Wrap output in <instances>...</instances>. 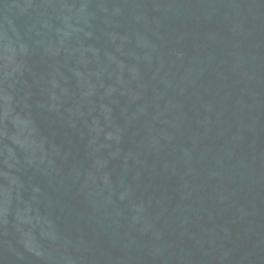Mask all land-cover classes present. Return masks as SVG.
Returning <instances> with one entry per match:
<instances>
[{
	"label": "water",
	"instance_id": "1",
	"mask_svg": "<svg viewBox=\"0 0 264 264\" xmlns=\"http://www.w3.org/2000/svg\"><path fill=\"white\" fill-rule=\"evenodd\" d=\"M0 264H264V0H0Z\"/></svg>",
	"mask_w": 264,
	"mask_h": 264
}]
</instances>
